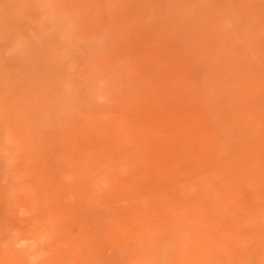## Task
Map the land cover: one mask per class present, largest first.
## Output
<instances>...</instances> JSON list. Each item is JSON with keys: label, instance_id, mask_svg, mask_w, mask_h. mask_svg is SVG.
I'll list each match as a JSON object with an SVG mask.
<instances>
[{"label": "rangeland", "instance_id": "374dc122", "mask_svg": "<svg viewBox=\"0 0 264 264\" xmlns=\"http://www.w3.org/2000/svg\"><path fill=\"white\" fill-rule=\"evenodd\" d=\"M0 264H264V0H0Z\"/></svg>", "mask_w": 264, "mask_h": 264}]
</instances>
